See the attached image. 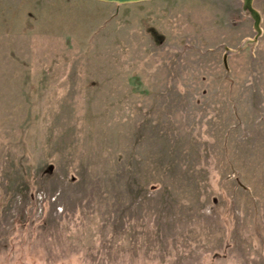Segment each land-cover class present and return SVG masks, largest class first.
Masks as SVG:
<instances>
[{
  "label": "rangeland",
  "instance_id": "374dc122",
  "mask_svg": "<svg viewBox=\"0 0 264 264\" xmlns=\"http://www.w3.org/2000/svg\"><path fill=\"white\" fill-rule=\"evenodd\" d=\"M0 264H264V0H0Z\"/></svg>",
  "mask_w": 264,
  "mask_h": 264
},
{
  "label": "water",
  "instance_id": "95a60500",
  "mask_svg": "<svg viewBox=\"0 0 264 264\" xmlns=\"http://www.w3.org/2000/svg\"><path fill=\"white\" fill-rule=\"evenodd\" d=\"M102 1L117 2V3H130V2H138V1H143V0H102Z\"/></svg>",
  "mask_w": 264,
  "mask_h": 264
}]
</instances>
